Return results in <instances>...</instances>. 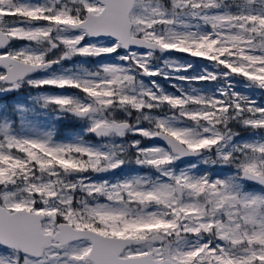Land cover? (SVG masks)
<instances>
[{"label": "snow or ice", "instance_id": "obj_1", "mask_svg": "<svg viewBox=\"0 0 264 264\" xmlns=\"http://www.w3.org/2000/svg\"><path fill=\"white\" fill-rule=\"evenodd\" d=\"M18 93L0 264H264V0H0Z\"/></svg>", "mask_w": 264, "mask_h": 264}, {"label": "rangeland", "instance_id": "obj_2", "mask_svg": "<svg viewBox=\"0 0 264 264\" xmlns=\"http://www.w3.org/2000/svg\"><path fill=\"white\" fill-rule=\"evenodd\" d=\"M165 86L167 87V83L166 82H165ZM169 90L171 91L172 89H169ZM25 95H26V93L11 94L6 99H0V103L12 104V103H14L16 101L17 97L22 99ZM76 130H77V128L74 129V130H71V131H65V132H62L61 135H71Z\"/></svg>", "mask_w": 264, "mask_h": 264}, {"label": "trees", "instance_id": "obj_3", "mask_svg": "<svg viewBox=\"0 0 264 264\" xmlns=\"http://www.w3.org/2000/svg\"><path fill=\"white\" fill-rule=\"evenodd\" d=\"M10 95L8 96H3L0 99H6L8 98ZM58 129L60 131V133L65 132V131H71L76 129V126L69 120V121H65V122H61V124H59Z\"/></svg>", "mask_w": 264, "mask_h": 264}, {"label": "water", "instance_id": "obj_4", "mask_svg": "<svg viewBox=\"0 0 264 264\" xmlns=\"http://www.w3.org/2000/svg\"><path fill=\"white\" fill-rule=\"evenodd\" d=\"M1 98V97H0Z\"/></svg>", "mask_w": 264, "mask_h": 264}]
</instances>
